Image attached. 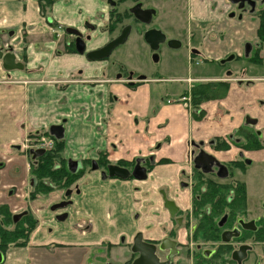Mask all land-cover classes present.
Segmentation results:
<instances>
[{
	"label": "crops",
	"instance_id": "obj_1",
	"mask_svg": "<svg viewBox=\"0 0 264 264\" xmlns=\"http://www.w3.org/2000/svg\"><path fill=\"white\" fill-rule=\"evenodd\" d=\"M40 1L0 0L1 46L4 50L12 46L17 60L22 61L23 43L28 45L25 70L7 73L0 62V162H5V168L0 170L2 187L23 186L29 180L26 154L13 145H21L29 133L46 131L52 125L64 128L62 155L67 160H96L100 153H107L111 162L148 156H154L155 161H171L158 165L150 173V180L139 185L141 188L150 186L153 178H176L188 170L191 141L208 142L225 136L241 125L248 113L261 117L264 125V84L248 86L247 64L233 65L236 73L230 78L227 95L204 104L206 117L196 121L182 105L156 103L149 81L137 89L127 88L118 77L110 76L105 59L89 61L85 54L65 50L61 40L53 39L58 31L46 17L55 20L52 15L62 11L63 15L56 18L58 25L81 27L79 23L85 18L97 20L98 28L87 50L106 43L109 36L101 29L106 10L101 0H69L67 4L56 1L50 8L54 12L46 16L41 13ZM179 2L189 4L190 17L198 21L196 35L202 38L204 56L217 60L233 51L240 53L243 43L255 34V17L246 16L243 21L227 17L231 8L228 0H172ZM223 32L225 38L218 40L217 34ZM205 77L219 81L225 79V73ZM212 110L217 114L211 115ZM217 115L225 119L216 122ZM20 170L24 172V182L19 179ZM80 181L70 222L54 223L56 238L48 235L45 225L49 224L44 223V217L50 215V205L61 194L57 192L47 201L51 197L32 199L31 190H27V204L41 223L28 245L13 252L15 264L98 263L92 254L108 241L114 245L122 242L123 256L113 261L128 262L129 244L138 228L132 221V207L117 197H109V193L114 190L130 194L127 191L135 184L102 181L98 173L85 174ZM0 202L14 207L19 199H10L0 190Z\"/></svg>",
	"mask_w": 264,
	"mask_h": 264
},
{
	"label": "flooded vegetation",
	"instance_id": "obj_2",
	"mask_svg": "<svg viewBox=\"0 0 264 264\" xmlns=\"http://www.w3.org/2000/svg\"><path fill=\"white\" fill-rule=\"evenodd\" d=\"M127 1L132 2V5L119 9L120 5ZM228 1L231 5L230 10L227 12L229 19L243 21L246 16L248 19L255 17L257 27L254 36L248 37V41L243 43L240 53L233 51L220 59L213 60L219 62L221 66L229 64L230 68L224 72L225 79L217 81L211 77L186 78L184 81L187 83L188 88L179 95L177 100L172 102L171 98H166L168 96L161 99L162 102L166 101L168 104L177 103V105L184 106L189 111L191 118L196 121H202L206 117L204 104L222 99L217 95V99L214 98L211 101L203 103L196 101L194 96L196 91L199 92V86L210 85L207 87H210L208 89L212 88L213 92L214 88H217V83L225 82L229 84L230 88V78L236 73L233 67L235 63L242 62L248 65V86L256 83L264 84V30L260 28V16L264 14V0ZM54 2L55 0L52 2L41 0L40 4L43 9L48 10ZM101 2L108 4L109 7L111 6L107 12L109 16L107 19L108 24L102 31L108 35V33L118 30L117 35L100 47L87 50L88 44L94 40L93 33L97 28L85 19L81 24V28H63L64 39H62V44L65 50L76 51V36L67 33V28L78 29L83 34L86 51L105 46L120 36L127 26H131V31L134 27H137L138 33L145 42V35L148 31H158V37L163 35L164 40L156 46V50H153L146 42L154 53L159 51L163 44H167L171 48L181 46L180 39L169 37L166 32L157 26L156 20L160 17L159 11L148 0H101ZM138 5H140L139 11L152 10L149 23L142 22L132 12V9ZM43 9L42 13L44 14ZM46 20L49 25L54 23L50 17H46ZM126 20L128 22L123 23ZM111 24L115 25L114 31L110 29ZM224 32L217 34L218 40L222 36L225 38ZM66 36L71 39L67 40ZM53 37L56 41L58 33L55 32ZM172 40H177L179 46H171ZM23 46L24 60L22 61L24 62L16 58V61L21 63L23 68L18 70L26 69L25 60H27L28 45L23 43ZM5 51L13 53L14 49L10 46ZM191 53V58L203 54L202 50L196 48ZM154 58L157 59V56L155 55ZM202 59L210 61L208 57ZM254 69H256L255 73H253ZM145 81H149L146 76L134 75V73L129 72L126 78L121 80V83L127 88L137 89ZM207 94L215 96L211 92H207ZM260 124L258 117L248 113V117L244 119V122L225 136L214 137L208 142L191 141V151L187 162L188 170L182 171L176 178L162 181L153 178L150 181V186L142 188L139 185L150 180V173L158 165L171 161L167 158L155 161L154 156H148L132 161L111 162L107 153H100L99 158L96 160L74 161L80 165L75 171H71L68 164L69 161L73 160H67L64 157L66 166L72 174L69 187L65 185L67 184L66 180L62 186L55 184V181L47 177L38 180L37 184L33 177V170L39 166L37 159L55 148V139L57 138L54 133H51V127L60 125H52L46 131L29 133L21 145H13L14 149L22 150L26 154V166L30 174L28 184L25 185L26 189H24L25 187L19 189L17 186L5 188L0 183V190L4 192V195L10 199H16V197L19 199V203L14 207L8 202H0V264H15L14 259H12L13 252L28 245L31 234L41 223L27 204L29 200L26 194L27 190H31L30 197L36 199L40 196H48L55 189H62L61 200L50 205L48 210L52 212V215H46L44 223L49 224V226L54 225V223H69L72 209L76 208L74 196L80 192L79 181L85 174L88 176L94 175V173H98L102 181L119 180L135 184L130 191H127L130 194H125L123 191L116 193L114 190H109L111 191L109 197H117L118 200L121 199L126 202L127 206L132 207V221L136 223L138 228L132 243L129 244L130 250L127 255L129 259L126 264H132L142 254L149 257L147 264H264V201H260V206L256 210L248 207L247 184L239 177V173H243L249 165L258 161V159H255L256 155L254 156V154L264 151V127ZM61 140H64V137ZM39 145L40 147H38ZM32 150H43V152L34 157V154L31 153ZM230 151L232 153L228 155L227 153ZM201 154L211 157L212 163L209 165L204 162L197 163L196 158ZM218 154L222 156H218ZM261 159L264 162V156ZM138 165L146 170V179H138L133 176V170ZM110 166L126 169L129 174L126 178L110 177L108 170ZM59 167L60 163L57 161L54 171L60 169ZM3 168H5V162H0V170ZM88 178L90 179V177ZM40 182L43 186L40 185ZM37 189H39L38 193L33 197V193ZM89 227L88 223L86 228L89 229ZM48 230L51 233L54 232L52 228H48L47 232ZM122 239L125 241L124 237ZM134 244H136L135 252L133 251ZM121 246L122 242L119 245H114L110 241L102 243L96 247L92 257L120 261L123 256ZM114 249L118 250L114 253ZM116 255L118 256L116 257ZM91 264L109 263L104 260L101 263Z\"/></svg>",
	"mask_w": 264,
	"mask_h": 264
},
{
	"label": "rangeland",
	"instance_id": "obj_3",
	"mask_svg": "<svg viewBox=\"0 0 264 264\" xmlns=\"http://www.w3.org/2000/svg\"><path fill=\"white\" fill-rule=\"evenodd\" d=\"M56 1H60L65 4L69 3V0H55V2ZM148 2L152 3L155 8L157 7L159 11L160 17L156 20L157 26L160 27L164 32H166L169 37L180 39L182 42L181 46L178 48H171L167 44H163L160 50L154 53L150 50L143 37L138 33L137 27H134L127 41L114 49L111 55L104 60L107 64L110 76L118 77L120 75L118 78H121L120 80H124L127 76V73L129 72L134 73V75H144L149 79L150 89L152 91V94H154L156 103L168 104L166 101L162 102L161 99L165 98V96H168L166 98H171L172 102L174 100H177L179 98V95L188 88L187 83H185L184 79L198 77L200 78L206 75H217L219 72H225L226 69L228 70L230 68L229 64H226L227 66H221L219 62L213 61L214 58H209L206 55L204 56V54H202V56L195 55L191 58V51L193 49L195 50V48L198 50H202L203 46L202 38L196 35V33H198V21L190 17L192 16V14H190V9L188 8L189 4L183 2L172 3V0H148ZM130 5H132V2L127 1L126 3L121 4L119 9H123L125 6ZM101 6L102 8L104 6L103 11L106 10V12L103 14L104 16H102L103 20H105L101 28L103 30L106 24H108L107 19L109 16L107 12L109 11V8L111 6L109 7V5L105 3ZM52 11L53 9H45V16L46 14L50 15ZM61 15H63L62 11L59 12L58 16ZM52 16L55 18V20H53L54 23L51 26H53L54 30L58 31V37H56V41L61 39L62 42V39H64V34L62 32L63 28L65 29L66 27L70 26L66 23V25H58V21L56 20L58 16H54V14ZM66 17H68V15ZM85 19L88 20V22H91L95 26V28H98L96 19ZM124 22L126 24L128 20L123 21V23ZM79 24L81 26L82 21ZM117 33L118 30L114 31L113 33H108V40L116 36ZM191 33H195L194 35H192V40ZM66 39L70 40L71 38H67L66 36ZM155 55L157 56V59L154 58ZM203 57H208L210 61L203 60ZM255 71L256 69L253 70V73H255ZM210 113L211 115H215L217 114V111L212 110L210 111ZM257 117L260 119V126H262V118L259 116ZM223 119L225 118L219 117L218 115L215 117L216 122H221ZM228 127L230 126L225 125V128ZM231 153L232 152L230 151L227 154L229 155ZM255 155V159H258V161H255V163L249 165L243 173H239V177L247 184L249 201L248 207H250L252 210L258 209V206H260V201H264V162L263 159H261V157L264 156V151L258 152L254 154V156ZM20 173L21 175L19 179L24 178V172L20 170ZM22 181L24 182V179H22ZM81 183L82 182L79 181L80 186H82ZM27 184L28 178L26 179L23 186H17L19 188H24L25 185L27 186ZM24 189H26V187ZM57 192L61 194V196L59 195L57 199L58 201H60L62 198V189H55L48 195L51 198L47 201L53 199ZM42 197V200H46L43 199L44 197ZM49 213L50 215H52V212ZM45 227L46 229H54L53 233L49 232L48 230V235L53 238H56L58 236V232L56 231V227L54 225H45ZM117 256L118 255H116V257ZM97 260H99V262L106 260V262L109 264H115L116 262L112 261L111 259L105 258H97ZM117 264L121 263L118 262Z\"/></svg>",
	"mask_w": 264,
	"mask_h": 264
},
{
	"label": "water",
	"instance_id": "obj_4",
	"mask_svg": "<svg viewBox=\"0 0 264 264\" xmlns=\"http://www.w3.org/2000/svg\"><path fill=\"white\" fill-rule=\"evenodd\" d=\"M139 7L140 5L134 7L132 9V12L135 14L136 18H138L142 22L149 23L152 16V10L139 11L138 9ZM130 31H131V26H127L123 29L120 36L116 37L115 39L107 43L105 46L96 50L86 51V43L85 40L83 39V34L78 29L75 28L66 29L67 33L76 36L75 43H76L77 53L81 55L85 54L86 58L89 61H100L108 58L114 49H116L118 46L124 44L127 41ZM157 33L158 31L151 30L148 31L145 35L146 42L151 46L153 50H156L157 49L156 46L164 40V36L162 35V37L161 36L158 37L157 35L159 33L158 34ZM171 46L178 47L179 46L178 41L172 40ZM0 62H2L3 68L6 71H13L23 68V65L16 61V56L14 55V53H12L11 51L10 52L5 51L4 48L1 46V43H0ZM51 133H54L56 135V138L58 140H61L64 137V128L62 126H53L51 127ZM42 152L43 150L31 151V153L34 154V157L39 156L40 154H42ZM196 162L197 163L204 162L207 165H209L212 163V158L207 156L206 154H201L199 157L196 158ZM79 165L80 164L78 162L69 161L68 167L71 171H75L79 167ZM108 170L110 172V177L126 178L129 174V171L123 168H119L117 166H110ZM133 176H135L138 179H146L147 177L146 170L138 165L133 170ZM134 245L135 246L133 247V251L135 252L136 244ZM148 262H149V257L144 256L142 254V256L136 261H134L132 264H147Z\"/></svg>",
	"mask_w": 264,
	"mask_h": 264
},
{
	"label": "trees",
	"instance_id": "obj_5",
	"mask_svg": "<svg viewBox=\"0 0 264 264\" xmlns=\"http://www.w3.org/2000/svg\"><path fill=\"white\" fill-rule=\"evenodd\" d=\"M53 0H48V2H52ZM261 18V24H260V28L261 30H264V14H261L260 16ZM111 31L115 29V25L111 24L110 27ZM217 88H214L213 92H212V88L208 89L210 87V85H206V86H199L200 90L199 92H195V96L194 98L196 99V101L203 103V102H207V101H211L214 98L217 99V95L220 96V98H223V96L226 95V93L228 92L229 89V84L225 83V82H219L217 83ZM195 90V89H194ZM207 92H211L214 93L215 96H212L211 94H207ZM55 148L51 151H48L44 156L38 158V163L39 166L37 169L33 170V177L35 179V182L38 184V180H41L42 178H50L52 181H55V184H60V185H64V181L66 180L65 184L66 186L69 187V184L71 183L70 178L72 177L71 172L68 170L66 163H65V159L62 155V152L64 150V140H57L55 139ZM60 163V169H55L54 171V166L56 162ZM57 166V165H56ZM40 185H42V183L40 182ZM37 189L36 191H34L33 193V197H35L38 193Z\"/></svg>",
	"mask_w": 264,
	"mask_h": 264
},
{
	"label": "built area",
	"instance_id": "obj_6",
	"mask_svg": "<svg viewBox=\"0 0 264 264\" xmlns=\"http://www.w3.org/2000/svg\"><path fill=\"white\" fill-rule=\"evenodd\" d=\"M38 147H40V145Z\"/></svg>",
	"mask_w": 264,
	"mask_h": 264
}]
</instances>
